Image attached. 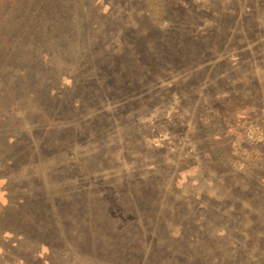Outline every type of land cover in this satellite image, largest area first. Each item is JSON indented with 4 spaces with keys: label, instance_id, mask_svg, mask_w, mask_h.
Wrapping results in <instances>:
<instances>
[{
    "label": "rangeland",
    "instance_id": "rangeland-1",
    "mask_svg": "<svg viewBox=\"0 0 264 264\" xmlns=\"http://www.w3.org/2000/svg\"><path fill=\"white\" fill-rule=\"evenodd\" d=\"M0 264H264V0H0Z\"/></svg>",
    "mask_w": 264,
    "mask_h": 264
}]
</instances>
